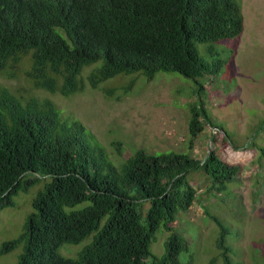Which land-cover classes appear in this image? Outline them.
I'll return each mask as SVG.
<instances>
[{
  "label": "trees",
  "instance_id": "16d2710c",
  "mask_svg": "<svg viewBox=\"0 0 264 264\" xmlns=\"http://www.w3.org/2000/svg\"><path fill=\"white\" fill-rule=\"evenodd\" d=\"M242 32L239 0H0V75L22 77L29 87L0 84V211L45 180L21 234L2 244L0 256L22 246L16 264H182L179 257L190 245L172 226L201 200L189 175L201 171L209 182L206 193L220 195L237 182L240 167L214 151L196 159L145 149L116 166L80 121L32 92L68 98L89 86L116 100L134 81L108 82L136 74L152 80L160 72L203 88L200 80L215 76L222 63L202 57L197 44ZM98 62L83 78L84 68ZM194 91L190 144L205 127L219 128ZM113 146L121 155L120 144ZM204 213L218 228L217 257L233 264L227 226L205 207ZM159 231L169 235L157 256L151 245ZM89 237L75 258L58 253Z\"/></svg>",
  "mask_w": 264,
  "mask_h": 264
},
{
  "label": "rangeland",
  "instance_id": "374dc122",
  "mask_svg": "<svg viewBox=\"0 0 264 264\" xmlns=\"http://www.w3.org/2000/svg\"><path fill=\"white\" fill-rule=\"evenodd\" d=\"M239 2L243 15L240 36L197 44L202 57L222 63L215 76L200 80L203 88L176 73L160 72L152 80L136 74L108 82L122 86L134 81L129 93H116V100L89 86L83 93L68 98L32 92L53 101L64 117L80 121L116 166L136 150L145 149L156 154L188 153L196 159L214 151L229 164L240 167L237 182L220 195L206 193L209 182L201 171L189 175L201 200L179 214L172 226L190 245L189 254L179 257L182 264H188L189 257H193L191 264H222L215 248L218 228L204 213V207L227 226L233 264H264V0ZM99 65L100 62L84 68L83 78ZM0 84L11 90L29 88L22 77L8 80L0 75ZM194 90L199 91L209 117L219 128L205 127L190 144L189 108L198 98ZM225 134L227 143L223 140ZM113 143L120 144L121 155ZM44 181L40 179L26 192L16 194L13 205L0 211V248L21 234L24 220L32 212V200ZM168 235L157 232L151 245L155 255L162 254ZM89 242L90 237L78 245H63L58 253L75 258ZM21 252L19 246L1 255L0 264H16Z\"/></svg>",
  "mask_w": 264,
  "mask_h": 264
}]
</instances>
